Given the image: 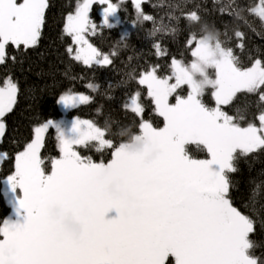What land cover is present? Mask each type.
<instances>
[{"label": "snow or ice", "instance_id": "obj_1", "mask_svg": "<svg viewBox=\"0 0 264 264\" xmlns=\"http://www.w3.org/2000/svg\"><path fill=\"white\" fill-rule=\"evenodd\" d=\"M96 2L81 0L63 28L71 38L68 56L89 68L112 64L88 39L97 28L89 17ZM98 2L106 5L104 24L116 27L118 5ZM132 2L136 21L155 25L142 10L143 0ZM47 7L48 0H0V65L8 45L28 49L38 44ZM221 11L248 23L239 5ZM247 11L264 22V0ZM186 17L200 21L196 11ZM159 31L154 27L153 34ZM235 36L243 48L245 34L237 29ZM187 44L190 64L173 58L167 77L157 74L158 66L139 73L138 83L146 86L163 118L162 128L142 121L139 134H129L119 144L108 138L107 127L79 118L67 127L49 120L34 129V138L15 156V171L2 181L13 216L0 224V264H257L250 253L253 221L233 205L229 174L238 171L241 157L264 150V112L259 127H241L220 106L239 92H259L264 102V61L242 67L219 35L207 30L192 33ZM155 48L162 53L160 44ZM181 85L188 86L187 96L176 94L170 103ZM209 87L216 107L201 99ZM18 91L11 77L0 83V118L12 112ZM139 96L135 93L125 105L138 117L144 111ZM89 101L88 95L68 92L58 103L70 110ZM4 128L0 122V137ZM50 128L58 134L62 155L48 171L41 149ZM90 143L97 151L110 149L111 158L96 162L76 150ZM189 144L203 146L209 158L190 156ZM66 218L79 225L78 235L65 228Z\"/></svg>", "mask_w": 264, "mask_h": 264}, {"label": "trees", "instance_id": "obj_2", "mask_svg": "<svg viewBox=\"0 0 264 264\" xmlns=\"http://www.w3.org/2000/svg\"><path fill=\"white\" fill-rule=\"evenodd\" d=\"M80 2L48 0L38 44L28 49L24 46L19 49L11 45L6 47L7 58L0 65V83L11 77L19 91L12 112L2 117L5 128L0 138V224L10 212L2 194V181L14 172L15 156L31 142L34 129L61 116L58 108L61 95L68 92L88 95V104L70 109L67 115L93 121L101 128L107 127L108 138L119 144L125 142L129 134H139L141 120L156 128L163 125L146 87L138 83L139 73L142 69L158 66L157 74L167 77L171 74L173 58L189 64L193 57L187 40L192 33L202 35L207 30L218 34L223 46L233 50L242 67H250L256 59L264 61V22L247 11L258 0H235L234 4L233 0H143L142 10L154 18L155 25L152 21L137 22L133 3L122 0L118 2L119 24L114 28L101 24L96 11L98 5L92 6L90 20L97 28L95 34L88 35V39L110 56L112 64L89 68L70 59L66 49L71 45V38L63 31L66 16L73 13ZM229 5H239L242 9L240 14L248 23L238 20L228 11H221ZM191 11L200 16L198 23L187 20L186 14ZM154 27H160L162 31L153 34ZM237 29L245 34L243 48L238 47ZM156 44H160L163 50L159 55ZM90 83L97 86L95 90L87 87ZM137 92L144 109L140 117L125 108L127 101ZM177 92L184 95L186 87H179ZM201 99L208 107L214 105L209 91ZM221 108L241 127H246L249 123L258 125V116L264 112V102L259 100V92H239ZM121 132L125 134L121 135ZM185 148L192 157H208L203 146L189 144ZM76 150L96 162H106L111 158L110 149L97 151L92 143L87 147L76 146ZM59 153L58 135L55 129L50 128L45 133L41 149L48 171L51 170V161ZM229 176L233 205L253 221L254 231L250 233V239L255 246L250 253L257 259V264H264V150L241 157L238 171Z\"/></svg>", "mask_w": 264, "mask_h": 264}, {"label": "rangeland", "instance_id": "obj_3", "mask_svg": "<svg viewBox=\"0 0 264 264\" xmlns=\"http://www.w3.org/2000/svg\"><path fill=\"white\" fill-rule=\"evenodd\" d=\"M119 1H122V0H111V2L112 3H115V4H117L118 5V2ZM130 2H132V0H129ZM133 3V2H132ZM94 4H97L98 5V8H97V13L99 14V16H100V19H101V24H103V25H105L104 24V9H105V7H106V5H102V4H100L99 2H98V0H97V2L96 3H94ZM93 4V5H94ZM92 5V6H93ZM134 5V4H133ZM76 9V8H75ZM91 9H92V7H91ZM91 9H90V11H89V17H90V12H91ZM75 11V10H74ZM73 11V12H74ZM116 21H119V19H118V14H117V16H116V18L113 20V23L115 24L116 23ZM119 24V23H118ZM118 24H116V25H118ZM107 26V25H106ZM73 47H75L74 45H72ZM193 60V59H192ZM191 63V62H190ZM189 63V64H190ZM252 66V65H251ZM250 66V67H251ZM171 72H172V69H171ZM209 73H210V75L214 78V70H212V69H209ZM171 75V74H170ZM170 83H174V80H171V81H169ZM143 86V85H142ZM181 86H185L186 87V92H185V94L184 95H182V93H178V92H176L175 94H173V96L172 97H170L169 98V102L170 103H175V97H176V94H179V95H181L182 97H186L187 96V94H188V92H189V88H188V86L187 85H181ZM180 86V87H181ZM146 87V86H145ZM147 89V88H146ZM207 91H209L210 92V94H211V97H212V99H213V101H214V105L212 106V107H216V102H215V98H214V96L212 95V92H213V89H211L210 87L209 88H206L205 89V91H204V93L205 92H207ZM152 99V98H151ZM129 101H130V99L127 101V103L126 104H128L129 103ZM152 102H153V100H152ZM153 104H154V102H153ZM221 106H224V105H221ZM220 106V107H221ZM58 108H59V111L61 112V116L59 117V118H57V119H53V120H51V121H54V122H57V123H62L65 127H67V126H69L70 124H71V122L74 120V119H77V118H72V117H69L68 115H67V112L69 111V110H66V109H64L59 103H58ZM154 108H155V105H154ZM155 112L157 113V111H156V109H155ZM158 114V113H157ZM140 117V116H139ZM162 118V117H161ZM81 120H85V119H81ZM162 120H163V118H162ZM148 122V121H146V120H141V122ZM0 122H2V118H0ZM140 122V123H141ZM3 123V122H2ZM46 123V122H45ZM149 123V122H148ZM44 124V123H43ZM42 125V124H41ZM164 126V121H163V125L160 127V128H162ZM257 127H259V123H258V125H256ZM140 132V131H139ZM58 135V134H57ZM1 138V137H0ZM33 138H34V134H33ZM58 141H59V139H58ZM187 146V145H186ZM185 146V147H186ZM59 151H60V143H59ZM61 155H62V153L60 152L59 153V156L56 158V159H58V158H60L61 157ZM193 158H196V159H200V158H197V157H193ZM209 157H207V158H205V159H208ZM1 160H2V155H0V162H1ZM14 171H15V169H14ZM5 185L2 183V194H3V196H4V189H5ZM4 198H5V196H4ZM5 200H6V202H7V204H8V206H9V208H10V212H9V214H8V216H7V218L6 219H8V218H10V217H12L13 216V209H12V207H11V205H10V202H9V199H6L5 198ZM58 211L59 210H56V212L58 213ZM66 225H77V224H75L73 221H72V219L71 218H66L65 219V221H64V226H65V228H66Z\"/></svg>", "mask_w": 264, "mask_h": 264}, {"label": "clouds", "instance_id": "obj_4", "mask_svg": "<svg viewBox=\"0 0 264 264\" xmlns=\"http://www.w3.org/2000/svg\"><path fill=\"white\" fill-rule=\"evenodd\" d=\"M66 229H67L69 232H71V233H73V234H76V235H78L79 232H80V227H79V225H66Z\"/></svg>", "mask_w": 264, "mask_h": 264}]
</instances>
